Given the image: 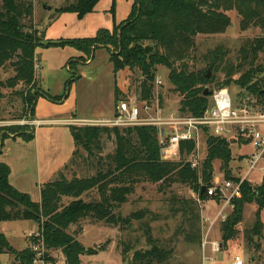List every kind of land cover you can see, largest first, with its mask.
<instances>
[{"label":"trees","instance_id":"obj_1","mask_svg":"<svg viewBox=\"0 0 264 264\" xmlns=\"http://www.w3.org/2000/svg\"><path fill=\"white\" fill-rule=\"evenodd\" d=\"M99 1L66 0L61 7L53 9L49 20L64 13H74L82 19L95 10ZM0 2V69L8 63L13 68L14 76L7 80L9 87L36 85L34 53L37 48L71 47L89 58L94 48L104 47L110 52L114 74L124 69L139 72L141 80L135 92L143 103L153 102L152 84L157 68L162 67L167 70L171 92L181 98L179 114L201 116L211 104V96H204V91L213 83L216 88L228 87L230 83L235 85L237 97L242 98L246 105L264 110L263 71L260 66H255L259 55L264 53V37L242 42L234 62L227 60V51L221 46L202 59V68L195 66L194 56L198 36H217L228 30L231 26L229 12H234L239 18L241 32L252 28L264 30V0H134L128 18L116 25L112 32L100 29L92 38L59 42H44L43 33L33 28L32 3L17 0ZM208 71L212 74L210 78H207ZM218 73L224 75L223 82L216 80ZM236 75L238 78L233 80ZM35 91V95L30 92L22 95L29 115L36 97L40 95L39 88ZM41 95L55 103L66 96ZM123 98L116 88L115 105ZM69 130L76 150L57 177L41 185L39 203L32 202L27 194L18 192L9 184L10 170L0 163V223L31 222L37 225L39 234L37 238L28 239V247L22 251L15 250L7 237L0 234V255L10 256L11 264H36L38 261L55 264L48 254L52 251L61 253L64 264H81L80 257L95 256L104 251L106 244L97 249L85 248L77 240L82 232L78 226L80 222L88 219L122 229L130 227L133 221H141L144 211L126 217L116 212L128 202L136 185L141 183L156 185L159 193L180 184L197 196L196 199L173 197L170 204L173 212L181 217L180 228L183 229L180 233L184 242L196 246L200 253L199 204L211 200L206 191L203 195L200 191L202 187L208 189L211 186L214 162L219 163L225 179H233V171L229 168L232 161L229 143L219 138H208L200 168H192L190 159L195 155V144L181 143L179 160L164 162L160 158V132L153 126L123 129L71 126ZM27 132V126H13L7 135H20L23 140L30 141L32 135ZM103 137L114 139L113 154L96 160L94 175L66 179L63 170L82 159L79 150L86 153L85 161L90 159L94 152H102ZM238 159L241 161L242 157ZM92 192L97 194V200L83 199ZM251 203L256 204L258 212L251 229L244 232L245 247L247 250H260V243H255L253 238H260L264 229L259 218L264 210V178L258 186L248 183L241 186V197L233 200L232 211L220 224L222 250L237 236L236 227L242 222L244 206ZM72 226L78 228L69 233ZM148 232L149 228L145 231L149 248L135 250L130 264H164L173 258L174 250L152 240ZM35 246L41 249L35 251ZM248 261L254 262V258Z\"/></svg>","mask_w":264,"mask_h":264},{"label":"rangeland","instance_id":"obj_2","mask_svg":"<svg viewBox=\"0 0 264 264\" xmlns=\"http://www.w3.org/2000/svg\"><path fill=\"white\" fill-rule=\"evenodd\" d=\"M25 3H32L36 10H40V7L50 6L53 10L54 7L59 6L58 3L65 2L66 0H17ZM134 0H100L93 13H91V24L98 27V30L104 29L112 32L114 27L128 18L131 12V7ZM1 3V2H0ZM66 3V2H65ZM71 3V2H69ZM61 7V6H60ZM59 8V7H58ZM41 12V11H40ZM228 16L231 19V26L228 30L217 36H198L195 40V66L202 68L204 64L202 59L213 49L221 46L227 51V60L234 62L237 57L238 48L242 45V42L251 40L257 37H264V30L257 28L249 29L245 32L239 30V18L234 12H229ZM32 22V21H31ZM30 23V21L28 22ZM92 26V25H91ZM97 33V32H96ZM95 35V33H94ZM90 38V37H88ZM255 66L262 68V75L264 77V53L259 55ZM65 79H69L70 75L63 71ZM209 72V78L211 77ZM14 76L13 68L8 63L4 68L0 69V134L4 133L7 136L10 127L13 126H27L29 113L25 111L23 105V94H33L32 88L37 90L38 84L31 87H23L17 85L16 87H9L7 80ZM224 75L218 73L215 77L219 82L224 81ZM238 75L233 77L236 80ZM156 79L161 81L160 84L156 83ZM156 79L153 82V105L156 104L160 107L162 114H169L179 110L180 97L177 94L171 92V86L167 81V70L159 67L156 72ZM60 80V79H59ZM127 80L129 84V92L136 93L135 87L138 85V81L141 80L140 74L137 71L127 70ZM70 83V82H69ZM60 84V83H59ZM55 87L58 84H54ZM232 100L237 104L243 102L240 97H237V88L231 84L225 87ZM208 90L217 89L213 84L208 85ZM34 90V91H35ZM32 92V93H31ZM161 96V97H159ZM239 104V103H238ZM242 104H245L244 102ZM22 123V124H21ZM114 139L112 137H103L101 140V153L94 152V156L88 160L86 153L83 150H79V154L82 159H79L78 163L69 164L68 167L63 170V175L66 179L72 177H87L95 174V164L97 159H103L107 155H112L114 152ZM206 146L200 147L197 155L198 167L204 160L206 155ZM250 152L249 147H231L232 161L229 163L230 171H234L236 174L241 173L240 169L237 168L239 163V157L242 154ZM101 154V155H100ZM94 167H91L92 164ZM243 165V163L241 164ZM97 166V164H96ZM218 162L213 163V178L222 173ZM200 168V167H199ZM233 173V172H232ZM220 178V177H219ZM218 178V179H219ZM253 181H257L256 176H251ZM261 184V183H260ZM258 182L255 185H260ZM173 197L184 198V199H196V195L186 186L175 184L170 187L165 193H159L157 186L149 183H141L136 185L134 193L129 197L128 202L119 207L116 212H120L122 217H126L135 212H145V216L141 221H133L130 227L122 229L113 228L106 226L99 222H90L88 219L83 220L78 225L81 227L82 232L77 236V240L85 248L97 249L101 246H105L104 251L98 252L95 256H82L81 264H130L133 252L135 250L148 249L146 242L145 231L149 228V236L152 240H157L160 245L172 248L174 250L173 258L164 264H200L201 255L198 252L196 246L188 245L184 242V236L180 233L183 229L180 226L181 217L179 214L173 212L171 209L170 199ZM84 200L90 199L97 200L98 196L95 192L90 193ZM199 216L201 227L202 218H211L217 208L210 200L199 204ZM231 212V211H230ZM229 212V213H230ZM257 207L255 203L246 204L243 209L242 222L236 227L237 236L231 240L223 252L221 253L220 264H231L234 256H240L245 264H264V229L261 233V237H254L255 243H260V250L254 251V249L247 250L244 241V232L251 229L255 222ZM264 214V210L260 212ZM262 223L261 216H259ZM263 224V223H262ZM206 226V223L203 224ZM1 226V223H0ZM8 233L11 234L9 242L15 250H22L25 248L26 242L31 237L27 236L28 229L31 228L29 223L18 222L9 225ZM78 226H72L68 232L74 233ZM186 228V227H184ZM264 228V225H263ZM220 224L214 228L215 237H220ZM33 234V232H32ZM127 251L125 255L122 252ZM50 258L55 260V264H64V259L60 252H49ZM41 256V253H40ZM6 256H2L0 259L2 264H5ZM124 257V261H123ZM254 258V262L249 263L248 260ZM37 264H52L38 261ZM54 264V263H53ZM156 264V263H153Z\"/></svg>","mask_w":264,"mask_h":264},{"label":"crops","instance_id":"obj_3","mask_svg":"<svg viewBox=\"0 0 264 264\" xmlns=\"http://www.w3.org/2000/svg\"><path fill=\"white\" fill-rule=\"evenodd\" d=\"M65 2L58 3L59 6L53 9ZM47 7L50 6L36 10L33 6L31 20L33 28L43 33L44 42L95 36L98 27L91 24V13L82 19L74 13H64L50 21L53 10H47ZM34 63L40 95L36 97L28 117V121L35 122V125H27V133L32 135V139L25 141L20 135L4 136L1 133L0 163L10 170L9 184L18 192L27 194L32 202L39 203L41 185L53 181L76 150L69 127L110 120L115 113V89L124 96L129 92V84L126 69L114 74L110 52L104 47L94 48L89 58L71 47L37 48ZM63 71L70 75L69 79H65ZM36 93L33 91L34 95ZM42 93L51 97L66 96L55 103ZM260 216L264 225V214ZM18 222L1 223L0 234H6L8 242L11 237L7 231L9 225ZM25 223L31 225L26 235L37 231L36 224ZM215 239L220 240V237ZM25 242L24 249L28 247ZM5 256V264H11L12 258Z\"/></svg>","mask_w":264,"mask_h":264},{"label":"built area","instance_id":"obj_4","mask_svg":"<svg viewBox=\"0 0 264 264\" xmlns=\"http://www.w3.org/2000/svg\"><path fill=\"white\" fill-rule=\"evenodd\" d=\"M156 83L161 81L156 79ZM123 97L115 105V113L110 120L87 125L118 129L156 127L160 132V158L164 162L179 160L181 143L193 142L195 155L190 159L192 168L198 167V151L206 146L208 138L223 139L231 147L250 148V152L240 155L242 160L238 162L243 165L241 163L237 168L241 173L233 171V179L230 180L221 173L220 178L214 177L211 186L205 189L217 210L211 218L201 220V264H220L219 255L223 248L221 240L212 236L214 228L227 219L233 209V200L241 197V186L244 183L256 186L255 182L260 184L264 178V110L236 104L226 88H217L212 93L210 106L198 117L182 115L177 111L163 115L157 104L141 102L134 92H128ZM26 125H35V122L28 121ZM251 176H256L257 181H253ZM27 236L37 238L39 234L36 231ZM33 249L41 248L35 246ZM231 264L245 262L236 255Z\"/></svg>","mask_w":264,"mask_h":264},{"label":"water","instance_id":"obj_5","mask_svg":"<svg viewBox=\"0 0 264 264\" xmlns=\"http://www.w3.org/2000/svg\"><path fill=\"white\" fill-rule=\"evenodd\" d=\"M47 10H51V8L50 7H47ZM207 78H209V71H208V73H207ZM217 91V89H214V90H208V89H205V91H204V96H211L212 95V93L213 92H216ZM204 191H205V188L204 187H202L201 188V191H200V195H203V193H204ZM5 236H6V234H4Z\"/></svg>","mask_w":264,"mask_h":264}]
</instances>
